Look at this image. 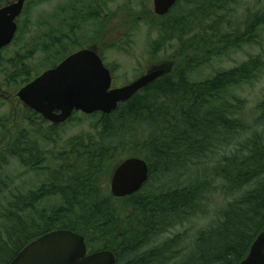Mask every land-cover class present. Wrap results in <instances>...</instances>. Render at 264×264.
Here are the masks:
<instances>
[{"label":"trees","instance_id":"1","mask_svg":"<svg viewBox=\"0 0 264 264\" xmlns=\"http://www.w3.org/2000/svg\"><path fill=\"white\" fill-rule=\"evenodd\" d=\"M246 1L177 0L159 16L142 0L139 20L155 35L151 53L175 42L171 70L113 112L87 115L96 118L95 134L74 136L60 151V125L34 110L24 107L12 125L0 120V197L9 193L5 205L0 200V264L58 228L83 235L90 252L113 251L116 264H239L247 256L264 230V100L249 120L246 100L229 95L232 87L259 80L264 60L251 56L211 78L190 80L214 57L262 39L264 4L254 0L256 9L241 12ZM99 6L98 0H73L59 7L56 17L63 11L66 30L62 23L60 32L48 27L45 49L59 56L53 66L73 53L71 44H80L75 31L99 18ZM131 16L133 28L138 20ZM14 69L12 80L30 78L26 63ZM130 156L148 162L149 180L133 195L114 197L109 176ZM14 160L46 174V181L27 193L17 186L13 194L5 169ZM56 197L51 210L39 209ZM221 200L212 213L211 201ZM200 219L208 221L191 230ZM186 224L192 228L168 236Z\"/></svg>","mask_w":264,"mask_h":264},{"label":"rangeland","instance_id":"2","mask_svg":"<svg viewBox=\"0 0 264 264\" xmlns=\"http://www.w3.org/2000/svg\"><path fill=\"white\" fill-rule=\"evenodd\" d=\"M7 0H0V4H5ZM12 1V0H11ZM73 0H29L24 9V13L19 21V30L16 38L10 46L5 48L0 54V93L6 96H0V120H14V117L22 112L25 107L17 96L18 91L28 82L42 74L47 69L53 67L58 57H50L56 55L53 50L46 52L48 44V27L57 26L60 30V23L64 15L60 10V18L56 17L57 10L61 5L68 4ZM100 3L97 19H89L82 26L76 29L79 45H70V52H74L81 47L95 44L98 47L106 65L111 69L114 76V86L119 87L128 84L135 80L140 75L147 72L148 69L155 65L169 63L172 52L174 51L175 42L169 43L164 49L159 52L151 53L150 42L155 38V35H150L149 28L142 20H139L140 8L142 0H98ZM150 9L153 8V0H146ZM261 4H264L262 0ZM250 6L251 9H256L258 4L254 0L244 2V7L241 12ZM135 15L138 20L137 26L132 28L131 19ZM63 24V23H62ZM131 24V25H130ZM63 29L66 26L63 24ZM60 32V31H59ZM118 44L119 47L115 46ZM45 47V48H44ZM26 55L23 57H18ZM251 56H261L264 60V33L262 39L257 44L244 45L240 49H234L231 52L214 57L213 60L195 70L190 75L192 81H202L215 76L217 73L239 66ZM17 63H26L31 72L30 78L19 77L11 79V74ZM60 62V61H59ZM58 62V63H59ZM229 99L232 101V96L243 98L246 100V115L249 120L254 119L257 115V105L264 100V73L257 81L245 83L240 86L230 89ZM9 97L10 100H6ZM98 117V115H96ZM96 118L87 116L82 112H76L66 122L60 124L58 128V148L53 145L45 146L47 150L60 151L67 140L81 133L95 134L93 124ZM48 122V121H47ZM50 123V122H49ZM51 156V154H50ZM52 160V159H51ZM47 160V164L54 165V162ZM6 174L10 176L12 185L10 191L15 194L17 186L20 187L22 193H27L31 190L40 188L43 182L46 181L47 175L42 172L29 171L14 160L6 167ZM111 176V175H110ZM109 176V183H110ZM220 196V193H215ZM5 198H9L8 190L4 197H0L1 202L5 205ZM211 199L215 200L214 197ZM225 200H221L217 205L216 201H211L212 213H215L217 208L224 205ZM59 198L47 199L39 204V209L51 210L55 205H58ZM61 204V198H60ZM214 216L212 214L211 218ZM215 218V217H214ZM208 220L200 219L195 221V228L191 229V225L186 224L182 228H177L168 236H172L175 232L181 231L183 228L195 230L205 225ZM193 232V231H192ZM192 234V233H191Z\"/></svg>","mask_w":264,"mask_h":264},{"label":"water","instance_id":"3","mask_svg":"<svg viewBox=\"0 0 264 264\" xmlns=\"http://www.w3.org/2000/svg\"><path fill=\"white\" fill-rule=\"evenodd\" d=\"M27 0H16L0 9V51L9 46L18 32L17 19ZM177 0H153L155 14H167ZM170 63L151 67L126 85L113 87L111 69L96 46L83 47L24 85L20 101L53 124L68 121L74 112H113L144 87L171 70ZM150 177V166L141 158L123 159L110 178V192L121 198L139 192ZM111 250L89 252L80 233L58 228L42 234L24 246L8 264H116ZM239 264H264V230L253 241Z\"/></svg>","mask_w":264,"mask_h":264},{"label":"flooded vegetation","instance_id":"4","mask_svg":"<svg viewBox=\"0 0 264 264\" xmlns=\"http://www.w3.org/2000/svg\"><path fill=\"white\" fill-rule=\"evenodd\" d=\"M16 0H7L6 1V3L5 4H0V9L1 8H3V7H5L6 5H8V4H10V3H13V2H15ZM27 1H29V0H27ZM27 1L25 2V5H24V9H25V6H26V4H27ZM24 9H23V11H22V13H21V15L18 17V19H17V22H18V28H19V21H20V19H21V17H22V15H23V13H24ZM0 52H2V51H0ZM99 53H100V51H99ZM100 55H101V53H100ZM102 56V55H101ZM103 57V56H102ZM113 84H114V76H113ZM2 89H1V87H0V91H1ZM0 96H6L4 93H0ZM6 100H10L9 99V97H7L6 98Z\"/></svg>","mask_w":264,"mask_h":264}]
</instances>
